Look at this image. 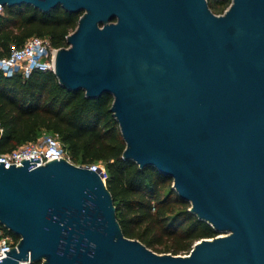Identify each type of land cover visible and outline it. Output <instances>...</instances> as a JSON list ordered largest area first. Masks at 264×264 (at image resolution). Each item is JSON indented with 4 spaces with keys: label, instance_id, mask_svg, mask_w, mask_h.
I'll use <instances>...</instances> for the list:
<instances>
[{
    "label": "water",
    "instance_id": "1",
    "mask_svg": "<svg viewBox=\"0 0 264 264\" xmlns=\"http://www.w3.org/2000/svg\"><path fill=\"white\" fill-rule=\"evenodd\" d=\"M79 13L53 73L112 95L122 158L172 178L217 232L186 254L123 234L100 168L0 161V224L19 236L0 264H264V0H0Z\"/></svg>",
    "mask_w": 264,
    "mask_h": 264
},
{
    "label": "trees",
    "instance_id": "2",
    "mask_svg": "<svg viewBox=\"0 0 264 264\" xmlns=\"http://www.w3.org/2000/svg\"><path fill=\"white\" fill-rule=\"evenodd\" d=\"M230 2L208 0L217 14ZM80 15L61 7L44 12L26 4L4 6L0 56L31 36L47 38L54 48L66 46V36ZM112 100L109 93L88 98L83 90L66 89L51 70H34L26 78L0 71V153L35 140L42 131L57 135L73 163L105 164L106 186L125 236L159 253L186 254L197 240L212 238L217 232L189 210L190 203L173 189L171 177L153 166L139 168L133 160L122 158L125 142L109 110Z\"/></svg>",
    "mask_w": 264,
    "mask_h": 264
},
{
    "label": "built area",
    "instance_id": "3",
    "mask_svg": "<svg viewBox=\"0 0 264 264\" xmlns=\"http://www.w3.org/2000/svg\"><path fill=\"white\" fill-rule=\"evenodd\" d=\"M56 49L50 46L47 38L31 36L21 46L12 45L9 54L0 56V71L5 76L19 73L24 78L28 77L34 70L53 71ZM30 157H39V161H35L36 166L53 158H65L72 162L64 151L57 135L50 133L38 136L33 141L22 143L10 151L0 153V161L4 162L5 167H9V164L20 165L21 159L30 160ZM76 165L87 166L92 170L100 168L102 178L105 180L107 177L101 163ZM17 242L18 239H14L6 228L0 224V259L6 256L4 250L9 251ZM23 264H28V262Z\"/></svg>",
    "mask_w": 264,
    "mask_h": 264
},
{
    "label": "rangeland",
    "instance_id": "4",
    "mask_svg": "<svg viewBox=\"0 0 264 264\" xmlns=\"http://www.w3.org/2000/svg\"><path fill=\"white\" fill-rule=\"evenodd\" d=\"M45 134H49V132H45V131H42L39 136L41 135H45ZM102 167L104 168L105 172H106V176H107V171H106V168H105V164L104 163H101ZM23 264V263H22Z\"/></svg>",
    "mask_w": 264,
    "mask_h": 264
}]
</instances>
